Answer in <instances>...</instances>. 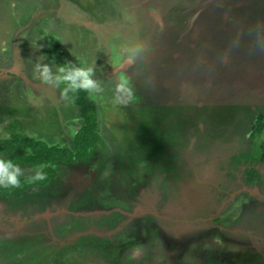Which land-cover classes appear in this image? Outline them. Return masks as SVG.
Segmentation results:
<instances>
[{
	"label": "rangeland",
	"instance_id": "374dc122",
	"mask_svg": "<svg viewBox=\"0 0 264 264\" xmlns=\"http://www.w3.org/2000/svg\"><path fill=\"white\" fill-rule=\"evenodd\" d=\"M219 1L0 0V139L20 134L73 148L82 125L79 107L64 93V84L41 82L34 72L37 64H48L54 74L60 66L91 67L100 89L87 92L99 140L83 158L57 162L47 175L42 167L0 154L24 170L19 187H0V264H264L262 184L232 190L225 174L213 173L215 166L199 169L203 157L188 161L184 144L166 150L169 132H159L163 124L155 122V109L141 107L151 104L148 95L157 89L181 98L186 92L183 103L200 107L203 97L193 89L191 66L172 77L173 71L167 76L153 66L145 73L124 53L114 60L119 48L135 43L139 48L146 40L145 47H154L153 59L164 64L179 35H193L196 48L212 39L223 49L229 45L237 56L228 58L236 63L217 78L213 74L209 82L203 80V90L217 99L234 92L254 107L259 103L256 88L264 87V67L253 72L242 61L264 56V3L230 0L234 5L254 2L234 8L242 18L247 15L252 29L245 31L240 23L222 30L215 20L222 12L216 14L215 3L225 7L228 0ZM149 9L153 17L145 15ZM121 77L134 97L126 104L115 101L117 95L128 100L116 92ZM240 108L245 110L235 106L231 114ZM209 110L204 115L212 118L203 119L202 130L186 133L191 143L209 142L210 123H222L219 111ZM244 114L243 133L260 134L241 140L257 161L264 149V103L253 116ZM171 120L181 122L173 114L163 123L170 127ZM37 169L44 172L43 180L32 178ZM207 178L211 185L203 186ZM222 184L229 189L225 193Z\"/></svg>",
	"mask_w": 264,
	"mask_h": 264
},
{
	"label": "flooded vegetation",
	"instance_id": "af4514ba",
	"mask_svg": "<svg viewBox=\"0 0 264 264\" xmlns=\"http://www.w3.org/2000/svg\"><path fill=\"white\" fill-rule=\"evenodd\" d=\"M217 5V3H215ZM214 5V6H215ZM149 8V7H148ZM151 9V7H150ZM148 10L145 15L149 17H153L151 15V10ZM216 20V19H215ZM149 24V23H148ZM167 29V28H166ZM219 29V28H218ZM173 30H170V32ZM176 34V33H174ZM204 34V33H203ZM180 37H177V40H179V44L175 47H173V51H178L180 50L179 54H174L168 53L164 59V64H159L157 61L158 59H153L151 56L152 52L151 50L154 49V47H145V42H139L138 44H141L139 48H136V43L134 48L126 49V48H119L118 51L116 52L117 54L114 55V60L119 56V53L123 55V53L129 57H133V62L134 66L136 67L139 65L144 72L148 69V67L153 66L155 69H159L161 71L162 69L166 71L165 73L167 76L169 75V71H173L171 73L172 77L176 75H183L186 71V68H191L193 69V73H191L192 76H195V85L193 86V89L197 91L198 95L203 97V104L200 105V107L193 106L191 107L187 103H183L181 99V96L177 95H170L167 93V91H163L162 89H157L156 92L153 91L148 98L149 103H144L142 104L141 107H148L150 110L155 109L156 110V117H155V122L157 125H162L161 130L159 132L163 133V130H167L169 134L167 135L168 137V143L166 146V150H170L171 148L174 149L177 146H180L184 144V146L187 147L186 153L187 159L192 160L198 159L200 157H203L204 162L201 164L202 168H199L200 170L205 169V165L209 164V167H216L215 171L213 173L215 174L217 171H221L225 176L228 178V185L226 187L230 186V189L232 190H240L243 189L244 186L246 185H251L254 183V185L259 184V182L263 186L264 190V172H262L258 166H262L264 168V160L261 158V153H260V160L255 161L256 157H252V150L250 149L249 144H243L241 140L245 135H248L245 132V129L242 128L241 126V119L243 118L244 113L251 115L252 116L257 112L258 107L264 103V87L260 85L259 87L257 86L256 88V97H257V102H259L257 105L254 107L247 106V102L245 98L235 94L234 92H226L222 94L220 97H215L213 98L212 93L210 94L209 91L203 90L204 88V83L203 80L206 82H209V77L213 75L215 78L218 77L219 72L223 70H227L228 68L232 67L231 65L233 64L232 58L233 52L230 50L229 45H227L228 49L224 48L221 45H217L214 41L209 40L205 41L204 44H201V48H196L198 45L197 42L194 40L193 41V35H191L188 39H184L185 35H179ZM198 41H202L204 39L199 38L197 39ZM176 41V40H175ZM192 42V44H191ZM203 42V41H202ZM173 46V45H172ZM163 49L157 50L158 54H161L159 51H162ZM140 51V52H139ZM139 52V54H138ZM232 52V54H231ZM235 59V58H234ZM175 62H178V64H174ZM255 63V65L251 66L250 69L258 70L259 68L264 67V56L259 55L257 57H254L252 61L249 62V64ZM232 70V69H230ZM229 70V71H230ZM146 73V72H145ZM147 75V74H146ZM152 77V76H151ZM171 77V76H170ZM209 87H213L211 83L208 84ZM262 86V87H261ZM211 91V90H210ZM213 91V90H212ZM172 96V98H171ZM200 96V97H201ZM171 99H175L176 103H172ZM162 102L160 105H157L155 102ZM171 101L170 103H168ZM148 102V101H147ZM148 104V105H145ZM235 106H241L244 107L245 110L242 111L243 109L240 108L238 111L234 112V118L233 115L231 114V111L234 110ZM231 107V109H230ZM214 108L219 111V114L222 115V123L217 126L216 123L212 126L210 123V130L211 133H213V136H208L209 142H205V138H202L204 143L202 141L197 140V142L193 141L191 143L190 141V136L186 137V133L191 134V132H195L194 129H197L199 131L202 130V121L211 119L212 116L210 115H204L206 111H210L209 109L214 110ZM247 108V109H246ZM248 110V111H247ZM184 111V112H182ZM203 111V113H199ZM230 111V113H229ZM242 111V112H241ZM211 113V112H210ZM173 114H176V117H180L181 122H173L170 127L165 125L163 122H166L168 119H172ZM219 115V116H220ZM247 116V115H245ZM251 116V117H252ZM158 118V119H157ZM220 118V119H221ZM236 118V120H235ZM199 123L200 126L198 127L197 124ZM246 127H250V123L247 122ZM153 127H156V124L154 123ZM158 127V126H157ZM245 127V126H244ZM159 128V127H158ZM170 129L172 132H170ZM175 132H178L177 134ZM254 132V131H253ZM243 133V135H241ZM241 135V136H240ZM260 134H254V133H249L248 135V140L250 141L251 138L259 137ZM200 142V143H199ZM252 142V141H251ZM191 145L193 146L192 148ZM249 149V150H248ZM195 154V157L193 155ZM201 155V156H197ZM195 161V160H194ZM245 163L244 166H242ZM194 164V163H193ZM257 164V165H256ZM188 166H191L190 163L187 164ZM246 166H250L245 168ZM194 167V166H193ZM220 167L218 170L217 168ZM250 169H254L256 172L251 174L250 176L248 175V172ZM189 167L185 169V172L188 173ZM260 170V171H259ZM192 173V170H191ZM190 173V174H191ZM238 173V175H237ZM189 174V175H190ZM246 174V176H245ZM193 175V173H192ZM254 175V176H253ZM186 176H188L186 174ZM203 176V175H202ZM201 178H205L202 177ZM209 177V176H206ZM212 177V176H211ZM215 177V175H214ZM197 178L195 180L198 181ZM242 178L244 180H242ZM261 178V179H260ZM207 182H200L203 186L211 185L210 179L207 178ZM194 180V179H193ZM223 183V182H221ZM234 183L236 185H234ZM242 183V184H241ZM223 187L225 184H222ZM229 189L225 188L221 192H227ZM247 191V189H245ZM244 191V190H241ZM240 191V192H241ZM171 202V201H170ZM169 202V203H170ZM152 208L157 209V206H153ZM168 220V219H167ZM170 221V220H168ZM171 223L173 221H170ZM175 223V222H173Z\"/></svg>",
	"mask_w": 264,
	"mask_h": 264
},
{
	"label": "trees",
	"instance_id": "16d2710c",
	"mask_svg": "<svg viewBox=\"0 0 264 264\" xmlns=\"http://www.w3.org/2000/svg\"><path fill=\"white\" fill-rule=\"evenodd\" d=\"M68 96L79 107L82 117V125L74 135L72 149L48 145L39 139L29 136L24 137L20 134H12L9 137L0 139V154L9 155L15 161L27 165L42 167L47 175L52 174L53 166L57 162L68 163L75 158H83L89 148L99 140V132L93 112L94 107L88 98L87 92L68 91ZM253 133L258 134L257 131ZM261 158L264 160V149L261 153ZM247 172L250 176L256 171L250 169ZM0 256H2V253H0ZM0 262L2 261L0 260Z\"/></svg>",
	"mask_w": 264,
	"mask_h": 264
},
{
	"label": "clouds",
	"instance_id": "9594fccd",
	"mask_svg": "<svg viewBox=\"0 0 264 264\" xmlns=\"http://www.w3.org/2000/svg\"><path fill=\"white\" fill-rule=\"evenodd\" d=\"M133 62V57L129 58V63ZM41 80L45 85L55 86L64 84L66 87L64 93L68 91H83L93 92L99 91V85L93 77V69L91 67H75V66H60L57 69V73L52 72L51 66L48 64H37L34 68ZM116 92L122 93L128 97V100H123L119 95L115 97L116 103L126 104L128 101L134 99L133 93L130 87H128V81L121 77L120 83L116 86ZM24 176V170L19 165L13 163L11 160L0 158V187H19L20 178ZM34 180H43L45 178L41 169L35 171V175L32 177Z\"/></svg>",
	"mask_w": 264,
	"mask_h": 264
},
{
	"label": "water",
	"instance_id": "95a60500",
	"mask_svg": "<svg viewBox=\"0 0 264 264\" xmlns=\"http://www.w3.org/2000/svg\"><path fill=\"white\" fill-rule=\"evenodd\" d=\"M219 1V0H218ZM220 2V1H219ZM264 3V0H261V2L259 1L258 4L260 5V3ZM253 1H251L250 3H248L249 5H246L242 2H239L237 3L236 5L234 4H231V1L228 0L227 4L225 5V7H223L221 3H217V7L219 8L216 9V14L219 13V11L222 12V14L218 15L219 17H216V21H217V24H218V28L220 27L222 30H232L234 29L235 27H237L238 25H240V23L242 24V28L246 30H249V29H252L250 28V25H249V21L250 19L247 17V15H245V18H242L241 17V14L238 13V11L235 12L236 9L234 8H237L238 6H242L243 8L246 7V6H251L253 5ZM211 4V2H210ZM210 5H208L207 8H209ZM211 8V7H210ZM215 10V9H214ZM239 10V9H238ZM224 11V12H223ZM225 11H228V12H225ZM215 12V11H214ZM213 12V13H214ZM151 14H154L153 12ZM155 15V14H154ZM153 16V15H152ZM247 17V18H246ZM248 32V31H247ZM232 54V52H231ZM236 54H234L233 52V55L232 56H235ZM237 56V55H236ZM256 57V56H255ZM254 59V57H247V59L245 61H242V63H244L245 67L249 70H251L249 67H251L252 65L254 66L255 63H252V64H249L250 61H252ZM236 60V59H235ZM234 61V60H233ZM233 64L236 63V62H232Z\"/></svg>",
	"mask_w": 264,
	"mask_h": 264
}]
</instances>
